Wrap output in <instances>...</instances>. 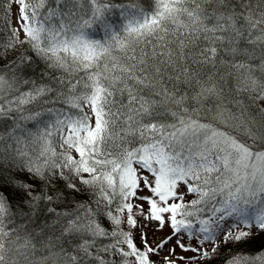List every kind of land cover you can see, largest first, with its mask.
I'll return each instance as SVG.
<instances>
[{
    "label": "snow or ice",
    "instance_id": "1",
    "mask_svg": "<svg viewBox=\"0 0 264 264\" xmlns=\"http://www.w3.org/2000/svg\"><path fill=\"white\" fill-rule=\"evenodd\" d=\"M13 4L0 264H264V0ZM33 56L47 82L16 77Z\"/></svg>",
    "mask_w": 264,
    "mask_h": 264
},
{
    "label": "trees",
    "instance_id": "2",
    "mask_svg": "<svg viewBox=\"0 0 264 264\" xmlns=\"http://www.w3.org/2000/svg\"><path fill=\"white\" fill-rule=\"evenodd\" d=\"M5 16H6V13L4 11V8L0 7V27H3L5 26L6 23H9L8 14H7V20L5 19ZM93 35H94V38L98 39V38H101L103 34L99 30H97ZM2 36L3 34H0V38H2ZM0 67H2V65H0ZM45 70L46 69H45L43 62L38 61V59L35 56H33V63L27 66L19 65L15 69V75L19 79L36 80L38 83L42 81L47 82L48 80L47 77H43V78L41 77V73L44 72ZM5 74L7 75L9 79H11L13 72L11 70L5 69ZM29 127H31V125H29ZM6 191L11 193V189H7ZM19 199H20L19 196H13V203L15 204V202H17ZM87 199H88L87 195L77 194L74 197L73 195L69 194L66 199L62 197L60 201H57L51 205L41 204L40 206L41 210L38 212L37 217L35 218V224L33 226L36 227L37 230H39V227L41 225H43L46 222L51 223L52 220L55 219L54 214H49L47 212L48 207H54L59 212H65V211L72 212L75 210V205L77 202H82ZM253 247L254 248L258 247V244L254 245ZM222 258H223V250H222ZM211 264H221V262L220 260H213Z\"/></svg>",
    "mask_w": 264,
    "mask_h": 264
},
{
    "label": "rangeland",
    "instance_id": "3",
    "mask_svg": "<svg viewBox=\"0 0 264 264\" xmlns=\"http://www.w3.org/2000/svg\"><path fill=\"white\" fill-rule=\"evenodd\" d=\"M17 8L15 6V4L12 5L10 13H8L9 16V24H11L12 27H16V15H17ZM147 233H148V241L151 244H155L157 243L161 238H163L164 236L170 234L169 229L165 228L162 231H154L152 228H148L147 229ZM137 242L139 243V241L137 240ZM193 243H195V241H193ZM174 244V241L172 243H170L168 245V247H172ZM166 251L164 253H162V255H166ZM177 254L178 255H192V253H181L180 250L177 248Z\"/></svg>",
    "mask_w": 264,
    "mask_h": 264
}]
</instances>
